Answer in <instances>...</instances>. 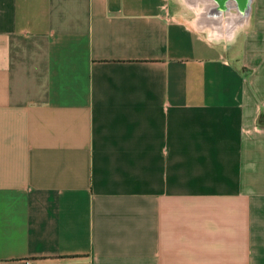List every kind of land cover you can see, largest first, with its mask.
<instances>
[{
	"label": "crops",
	"instance_id": "obj_1",
	"mask_svg": "<svg viewBox=\"0 0 264 264\" xmlns=\"http://www.w3.org/2000/svg\"><path fill=\"white\" fill-rule=\"evenodd\" d=\"M0 264H264V0H0Z\"/></svg>",
	"mask_w": 264,
	"mask_h": 264
}]
</instances>
